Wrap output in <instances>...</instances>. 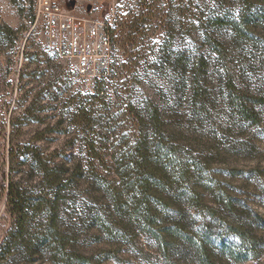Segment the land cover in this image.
<instances>
[{
  "label": "rangeland",
  "instance_id": "obj_1",
  "mask_svg": "<svg viewBox=\"0 0 264 264\" xmlns=\"http://www.w3.org/2000/svg\"><path fill=\"white\" fill-rule=\"evenodd\" d=\"M52 1L115 18L118 75L109 103L90 99L36 0H0V246L17 227L10 175L40 204L0 264H264V101L254 122L234 114L224 72L264 97V22L220 60L202 23L216 0ZM200 55L202 111L181 66Z\"/></svg>",
  "mask_w": 264,
  "mask_h": 264
},
{
  "label": "trees",
  "instance_id": "obj_2",
  "mask_svg": "<svg viewBox=\"0 0 264 264\" xmlns=\"http://www.w3.org/2000/svg\"><path fill=\"white\" fill-rule=\"evenodd\" d=\"M218 11V12H217ZM256 18V19H254ZM258 20L261 23L264 22V0H216L213 10H210L206 15L205 19L202 21L206 30H209L206 35V40L210 45L212 52L217 55L220 60H223L227 48L231 47L235 42H241L242 35H246L248 29L253 24L257 25ZM7 31L12 32L10 27H5ZM226 29L230 31V37L222 36V30ZM170 41L164 43L161 46L162 53L166 51L170 45L171 39L174 37L173 31L168 33ZM226 36V35H225ZM166 57L163 55L162 57ZM183 73H190V81L188 83V88L192 92V104L193 109L197 110L199 108L202 111V99L205 97V92L201 88L202 84V72L205 73V62L206 58L200 55L199 59L193 63H190L185 56L181 59ZM228 81L225 88L228 90L227 100L232 108L234 114L241 116L244 119L252 120L253 122L257 120V113L253 108L254 104H259L264 101V97L257 93L247 92L243 89H236L234 84V76L230 74L229 69H225ZM208 74V73H206ZM90 99L95 101H106L110 102L107 98H94L88 96ZM199 106V107H198ZM158 113L152 112L151 120L155 121L158 119ZM141 145V144H140ZM10 158L12 159L14 153L11 151ZM7 206L10 213L15 217L17 225L16 228L9 230L0 246V262L7 258L8 255L13 253V248L16 247V243L25 237L24 233V223L27 220V210L28 206L32 209L37 210L39 203H33L37 201L35 198L27 196V189L20 184L18 180L14 178V175H10L7 185ZM43 201L44 199L39 198ZM56 208L50 209L47 212V217L51 220V226L56 225L55 214ZM53 256H56V252L53 251ZM206 257L203 253L200 255L201 263H204ZM208 263V262H207Z\"/></svg>",
  "mask_w": 264,
  "mask_h": 264
},
{
  "label": "built area",
  "instance_id": "obj_3",
  "mask_svg": "<svg viewBox=\"0 0 264 264\" xmlns=\"http://www.w3.org/2000/svg\"><path fill=\"white\" fill-rule=\"evenodd\" d=\"M34 17L51 55L75 62L74 77L81 90L94 98L110 99L118 75L115 18L77 16L52 0H36Z\"/></svg>",
  "mask_w": 264,
  "mask_h": 264
},
{
  "label": "water",
  "instance_id": "obj_4",
  "mask_svg": "<svg viewBox=\"0 0 264 264\" xmlns=\"http://www.w3.org/2000/svg\"><path fill=\"white\" fill-rule=\"evenodd\" d=\"M70 4L73 5L74 4V1H70ZM88 8H89V5H88Z\"/></svg>",
  "mask_w": 264,
  "mask_h": 264
}]
</instances>
